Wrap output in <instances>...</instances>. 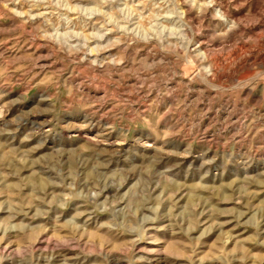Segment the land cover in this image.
Masks as SVG:
<instances>
[{"label":"rangeland","instance_id":"1","mask_svg":"<svg viewBox=\"0 0 264 264\" xmlns=\"http://www.w3.org/2000/svg\"><path fill=\"white\" fill-rule=\"evenodd\" d=\"M0 264H264V0H0Z\"/></svg>","mask_w":264,"mask_h":264},{"label":"bare ground","instance_id":"2","mask_svg":"<svg viewBox=\"0 0 264 264\" xmlns=\"http://www.w3.org/2000/svg\"><path fill=\"white\" fill-rule=\"evenodd\" d=\"M108 189V188H107ZM106 190V189H105ZM90 234V233H89ZM91 235V234H90Z\"/></svg>","mask_w":264,"mask_h":264}]
</instances>
